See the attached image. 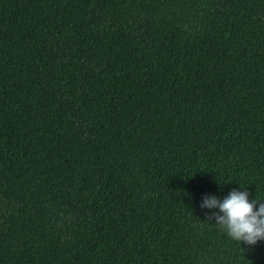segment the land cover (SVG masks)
<instances>
[{
    "label": "trees",
    "instance_id": "1",
    "mask_svg": "<svg viewBox=\"0 0 264 264\" xmlns=\"http://www.w3.org/2000/svg\"><path fill=\"white\" fill-rule=\"evenodd\" d=\"M264 200V0H0V264H264L201 208Z\"/></svg>",
    "mask_w": 264,
    "mask_h": 264
},
{
    "label": "clouds",
    "instance_id": "2",
    "mask_svg": "<svg viewBox=\"0 0 264 264\" xmlns=\"http://www.w3.org/2000/svg\"><path fill=\"white\" fill-rule=\"evenodd\" d=\"M248 191L233 189L223 200L216 195H205L201 208L219 209L209 217L235 240L255 246L264 240V200L249 199Z\"/></svg>",
    "mask_w": 264,
    "mask_h": 264
}]
</instances>
